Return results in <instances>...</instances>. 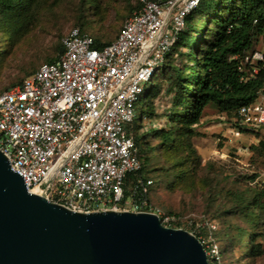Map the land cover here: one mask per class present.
<instances>
[{
	"label": "built area",
	"instance_id": "2783aa9c",
	"mask_svg": "<svg viewBox=\"0 0 264 264\" xmlns=\"http://www.w3.org/2000/svg\"><path fill=\"white\" fill-rule=\"evenodd\" d=\"M198 1L138 0V10L101 48L71 28L51 62L0 92V153L29 194L78 214L148 213L164 227L176 221L150 202L151 179L137 176L125 189L126 176L141 169L128 127L149 123L143 113L137 120L144 85L158 77ZM243 63L249 77L264 72V53L247 55ZM165 98L161 94L157 104ZM263 99L264 85L253 102L234 111L226 132L264 128ZM199 242L207 261L218 259L214 242Z\"/></svg>",
	"mask_w": 264,
	"mask_h": 264
},
{
	"label": "rangeland",
	"instance_id": "374dc122",
	"mask_svg": "<svg viewBox=\"0 0 264 264\" xmlns=\"http://www.w3.org/2000/svg\"><path fill=\"white\" fill-rule=\"evenodd\" d=\"M137 2L95 0L97 10H84L87 0H39L26 33L15 36L0 32V92L52 60L60 37L73 27L82 24L81 29L91 38L99 43L109 42ZM89 4L93 7L94 2ZM253 48L264 53V33L255 40ZM193 65L189 58L188 67ZM150 85L151 82L145 83L142 99L137 103V120L143 109L152 115L149 123L128 127L132 136L174 126L162 112L165 101L157 104L156 100H147ZM204 119V128L197 131L193 127L190 135L177 138L171 148H157L154 153L145 149L142 153L145 168L141 177L155 181L150 200L161 213L179 217V229L196 236L204 246L214 242L219 247L215 264H264V197L260 196L261 218L254 226L234 210L237 199H247L252 190L264 187V151L260 147L257 150L258 142L264 143V128L231 136L226 132L230 118L219 116L211 106L205 108ZM150 123L153 126L145 131ZM175 225L165 227L175 229ZM243 233L249 234L248 242Z\"/></svg>",
	"mask_w": 264,
	"mask_h": 264
},
{
	"label": "trees",
	"instance_id": "16d2710c",
	"mask_svg": "<svg viewBox=\"0 0 264 264\" xmlns=\"http://www.w3.org/2000/svg\"><path fill=\"white\" fill-rule=\"evenodd\" d=\"M90 1L94 2L93 7L90 6ZM37 4L39 0H0V32L8 31L15 36L26 33L33 22L34 8ZM97 8L95 0H87L86 8L84 6V10H97ZM138 8L137 2L134 11ZM84 10H81L82 17ZM184 20L185 30L177 36L158 77L154 78L146 94L147 100H156L161 94L166 97L162 112L167 121L174 126L169 125L160 129L153 127L155 128L153 133L147 131L143 132V135L132 136L135 152L141 161V169L136 175L126 176L125 189L135 182L137 176L141 177L145 168L142 155L145 149L154 153L157 148H171L177 138L193 132V127L204 118V111L208 106L215 108L219 116L231 118L238 107L253 102L257 92L264 85L262 70L249 77L243 65L244 57L256 52L253 48L254 42L264 33V0H199L197 7L190 11ZM79 26L73 28H78L82 34L90 37L81 29L83 25ZM116 35L106 43H99L90 37L93 48H101L109 44ZM59 52H61L60 40L57 54ZM189 58L193 60L192 67H188ZM238 67H241V71ZM142 113L149 121L152 113L145 112L144 109ZM142 123L143 121L140 120L131 126L138 127ZM256 132L257 130L250 131V133ZM148 137L150 141H147ZM259 147L264 151L262 141L257 144L258 152ZM144 178L152 180L149 190L150 200V192L155 186V181L152 177ZM260 196L264 197V187L252 190L247 199L236 200L235 213H241L251 226L256 225L261 218ZM150 202L152 203L151 200ZM168 216H173L176 221L172 224L180 228L179 217ZM262 223L264 224V220ZM245 235L248 242L249 234H242ZM210 262L208 260V263Z\"/></svg>",
	"mask_w": 264,
	"mask_h": 264
},
{
	"label": "water",
	"instance_id": "95a60500",
	"mask_svg": "<svg viewBox=\"0 0 264 264\" xmlns=\"http://www.w3.org/2000/svg\"><path fill=\"white\" fill-rule=\"evenodd\" d=\"M0 264L209 263L194 236L154 214H78L29 194L0 153Z\"/></svg>",
	"mask_w": 264,
	"mask_h": 264
},
{
	"label": "crops",
	"instance_id": "0c3cea01",
	"mask_svg": "<svg viewBox=\"0 0 264 264\" xmlns=\"http://www.w3.org/2000/svg\"><path fill=\"white\" fill-rule=\"evenodd\" d=\"M263 102H264V99H263ZM206 119H202L198 125L194 126V128L197 130V131H200L202 128L205 127V125H207V121H205ZM261 129V128H260ZM239 135H246V134H239Z\"/></svg>",
	"mask_w": 264,
	"mask_h": 264
}]
</instances>
